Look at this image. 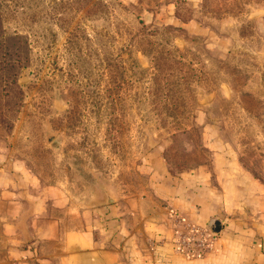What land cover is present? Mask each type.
<instances>
[{"label":"rangeland","instance_id":"1","mask_svg":"<svg viewBox=\"0 0 264 264\" xmlns=\"http://www.w3.org/2000/svg\"><path fill=\"white\" fill-rule=\"evenodd\" d=\"M0 155L70 228L158 173L263 219L264 0H0Z\"/></svg>","mask_w":264,"mask_h":264},{"label":"crops","instance_id":"2","mask_svg":"<svg viewBox=\"0 0 264 264\" xmlns=\"http://www.w3.org/2000/svg\"><path fill=\"white\" fill-rule=\"evenodd\" d=\"M158 175L163 183L142 206L113 199L99 204L98 224L78 217L70 228L51 190L41 191L28 168L0 155V264H264V218H232L190 181ZM173 211L209 231L220 226L200 256L173 248Z\"/></svg>","mask_w":264,"mask_h":264},{"label":"built area","instance_id":"3","mask_svg":"<svg viewBox=\"0 0 264 264\" xmlns=\"http://www.w3.org/2000/svg\"><path fill=\"white\" fill-rule=\"evenodd\" d=\"M176 225H181L182 230L175 231L172 244L173 248L187 258H196L209 246L212 233L203 225L186 221L178 217Z\"/></svg>","mask_w":264,"mask_h":264},{"label":"water","instance_id":"4","mask_svg":"<svg viewBox=\"0 0 264 264\" xmlns=\"http://www.w3.org/2000/svg\"><path fill=\"white\" fill-rule=\"evenodd\" d=\"M113 199L114 198L111 195L107 194L105 196L104 200L101 201V202H99L98 204L111 202ZM219 228H220V226L219 225H216V224H212V226L209 227L210 232H212V233H217L218 230H219Z\"/></svg>","mask_w":264,"mask_h":264}]
</instances>
